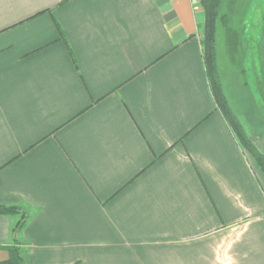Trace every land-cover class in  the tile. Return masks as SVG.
Returning <instances> with one entry per match:
<instances>
[{"label":"crops","instance_id":"obj_1","mask_svg":"<svg viewBox=\"0 0 264 264\" xmlns=\"http://www.w3.org/2000/svg\"><path fill=\"white\" fill-rule=\"evenodd\" d=\"M204 22L201 0H0V203L29 213L27 264H264V171Z\"/></svg>","mask_w":264,"mask_h":264},{"label":"rangeland","instance_id":"obj_2","mask_svg":"<svg viewBox=\"0 0 264 264\" xmlns=\"http://www.w3.org/2000/svg\"><path fill=\"white\" fill-rule=\"evenodd\" d=\"M220 13L227 15L217 33L222 85L248 137L264 156V0H222ZM232 21L241 24L243 49L234 53L228 29Z\"/></svg>","mask_w":264,"mask_h":264},{"label":"trees","instance_id":"obj_3","mask_svg":"<svg viewBox=\"0 0 264 264\" xmlns=\"http://www.w3.org/2000/svg\"><path fill=\"white\" fill-rule=\"evenodd\" d=\"M201 6L205 14L201 40L202 55L211 92L241 145L255 157L257 164L264 171V156L248 137L241 121L228 101L222 85L217 35L219 22L222 21L224 24L227 22V15L220 13L222 0H201ZM240 26V23L235 24L234 21L229 24L228 29L230 30L233 53L239 49L243 51ZM261 91L264 95V89L261 88ZM0 215H16L19 217L12 229L13 240L6 247L9 252V258L5 264H27L26 251L21 249V246H24V242L21 240L20 234L29 219L28 211L21 206L0 203Z\"/></svg>","mask_w":264,"mask_h":264}]
</instances>
